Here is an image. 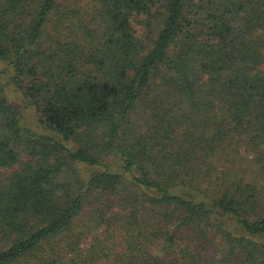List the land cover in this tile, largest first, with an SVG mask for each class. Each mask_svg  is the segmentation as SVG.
I'll list each match as a JSON object with an SVG mask.
<instances>
[{
  "label": "trees",
  "instance_id": "obj_1",
  "mask_svg": "<svg viewBox=\"0 0 264 264\" xmlns=\"http://www.w3.org/2000/svg\"><path fill=\"white\" fill-rule=\"evenodd\" d=\"M83 1L0 0V264H264V0Z\"/></svg>",
  "mask_w": 264,
  "mask_h": 264
},
{
  "label": "rangeland",
  "instance_id": "obj_2",
  "mask_svg": "<svg viewBox=\"0 0 264 264\" xmlns=\"http://www.w3.org/2000/svg\"><path fill=\"white\" fill-rule=\"evenodd\" d=\"M84 4H88V0H84L83 1ZM134 26L137 29V35L140 38H145L146 36V28L143 24L140 23L139 19H136L134 21ZM6 67V64L2 61H0V70H2L3 68ZM8 79L7 77H3V83H2V88H3V92L5 93V95L7 96V98L14 102L15 104H17L23 111L24 114V120L26 122V125L38 132H42V133H46L47 130L38 123V115H37V111L36 108L30 104H28L27 102H25L23 100L22 94L10 83H8ZM108 164L110 166H117V162L112 158L109 159V161H107ZM99 168V167H98ZM92 168H88L86 166H81L79 168L80 172L85 173L86 175L91 173ZM5 173H9V171H5Z\"/></svg>",
  "mask_w": 264,
  "mask_h": 264
}]
</instances>
